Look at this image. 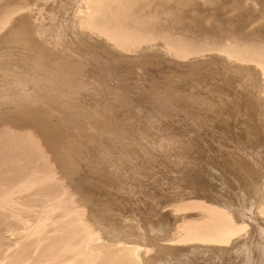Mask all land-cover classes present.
I'll return each mask as SVG.
<instances>
[{
	"label": "rangeland",
	"instance_id": "obj_1",
	"mask_svg": "<svg viewBox=\"0 0 264 264\" xmlns=\"http://www.w3.org/2000/svg\"><path fill=\"white\" fill-rule=\"evenodd\" d=\"M90 1L0 0V264H264V0Z\"/></svg>",
	"mask_w": 264,
	"mask_h": 264
},
{
	"label": "bare ground",
	"instance_id": "obj_2",
	"mask_svg": "<svg viewBox=\"0 0 264 264\" xmlns=\"http://www.w3.org/2000/svg\"><path fill=\"white\" fill-rule=\"evenodd\" d=\"M99 1L100 0H91L90 1L91 7H89V8H91V10H92L93 5L94 6L97 5ZM91 12L93 13V11H91ZM243 57H242V59H243ZM245 58L248 59L247 57H245ZM261 67H263V66H261ZM260 210L264 214V204H263V206L260 207ZM207 211H208L209 220L198 221V222L190 223V224L183 226V230L185 232L184 236L186 239L196 241L194 243H198L201 241H211L212 243H215V244H221V243H224L225 241H227L226 239H228V236L230 233L236 232V233H239L238 235H240L247 230V226L245 225L243 228L242 227L243 224H242V222L239 221V219L236 220L237 222L230 220L228 214L224 211H220V210L218 211L214 208H209V207H207ZM233 217H235V216H233ZM75 221H76V223H78L77 220H75ZM80 221H81V218H80ZM83 225H84L83 229H82L83 233H86L87 239L92 240L93 236L90 234V231H91L90 226H87L86 224H83ZM213 228L220 232V234L218 236H215ZM210 230H212V231H210ZM93 232L95 233V231H93ZM233 240H234V238H233ZM118 246L120 247V249L116 252L117 254L118 253L123 254L125 256V259H127V262H129V264H139L138 260H137V253H138L137 252V250H138L137 246H131V245H127V244H122V245L119 244ZM72 247H73L72 250L75 249L74 248L75 246H72ZM93 249H94L93 247H92V249H89L86 253H84L82 255V257H79V254L70 255L65 260V264H79V261L81 259H85L88 262V260H90L94 256ZM57 255L58 254L56 253L54 256L56 257ZM138 259H140V257ZM139 262H141V259Z\"/></svg>",
	"mask_w": 264,
	"mask_h": 264
}]
</instances>
